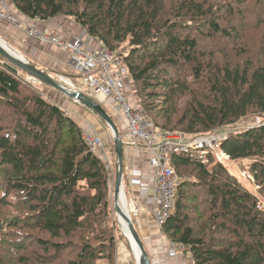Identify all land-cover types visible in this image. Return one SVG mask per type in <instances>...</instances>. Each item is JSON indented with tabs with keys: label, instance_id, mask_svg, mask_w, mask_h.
<instances>
[{
	"label": "trees",
	"instance_id": "trees-1",
	"mask_svg": "<svg viewBox=\"0 0 264 264\" xmlns=\"http://www.w3.org/2000/svg\"><path fill=\"white\" fill-rule=\"evenodd\" d=\"M249 1L11 0V6L29 22L74 21L124 57L129 94H138L156 129L193 136L252 115L264 120V39L258 52L248 50L254 38L246 39L252 26H264V0ZM216 40L221 46L208 49ZM5 65L0 55V264H117L111 168L88 148L72 116L25 72ZM219 150L230 161L250 163L264 197V121L226 135ZM207 157V163L199 152L172 157L181 182L162 234L184 246L193 264H264L258 195ZM189 210L198 213L200 227Z\"/></svg>",
	"mask_w": 264,
	"mask_h": 264
},
{
	"label": "built area",
	"instance_id": "built-area-1",
	"mask_svg": "<svg viewBox=\"0 0 264 264\" xmlns=\"http://www.w3.org/2000/svg\"><path fill=\"white\" fill-rule=\"evenodd\" d=\"M10 1L0 0V22L10 24L17 30L25 32L30 40L52 44L66 52L70 57L68 70L73 74L81 75L82 87H78L66 77H60L57 80L94 99L102 107L107 104L115 109L122 116L126 127L125 142L122 138L124 146L126 145L130 150L141 149L146 152L149 159V170L138 174L133 184L140 188L139 198L143 201V208H138L126 197L132 210L129 215L124 212L135 226V219L138 221L140 211L145 209L161 233L172 213L180 186V181L172 166V157L178 154L189 155L199 152L203 162L207 163L208 154L213 156V151L219 149L226 135L212 134L190 138L188 135L156 129L153 121L142 112L140 105L129 94L133 84L124 57L96 44V41L85 31L77 34L63 27L53 26L40 29L36 25H30L27 19L22 18L15 9L9 6ZM82 135L93 153L106 152L103 139L93 127L83 129ZM105 158L108 160L106 155ZM119 217L123 218L118 214L120 222ZM127 226L131 233L128 224ZM140 233H150V229L142 228ZM124 234L128 238L126 232ZM149 237L144 243L151 245L152 237ZM179 250L186 251V248L174 242H169L167 249L159 246L158 251L161 255L166 254V257L150 259L151 264H167V258H177Z\"/></svg>",
	"mask_w": 264,
	"mask_h": 264
},
{
	"label": "rangeland",
	"instance_id": "rangeland-1",
	"mask_svg": "<svg viewBox=\"0 0 264 264\" xmlns=\"http://www.w3.org/2000/svg\"><path fill=\"white\" fill-rule=\"evenodd\" d=\"M178 1H180V0H175V2H178ZM252 2H255V1L251 0V1L247 2L246 4H251ZM166 5L168 7V10H171L170 9V7H171L170 3H167ZM247 10H249V9L244 8L243 11L246 12ZM65 18L66 17H64V19ZM62 20H63V17H62ZM69 22L76 25L75 28H76L77 31L83 30L74 21L69 20ZM260 30L264 31V26H258V28L252 26L251 29L248 31V33L246 35V39L249 40L251 37L254 38V42L249 44V46H248V50L249 51L252 48H254L255 51H257V52L260 50L259 44L262 41V39H264V32L262 33V32H260ZM8 31H9L8 28L5 25L0 23V38L3 39L5 41V43H7L9 49L13 50L15 55H17L19 57H24L28 62L35 63L40 69H42L43 71H46L47 73H50L56 79H59L60 77H66V75H64L62 73V72H64V70L52 67L49 64H46L45 62L41 63V61L38 58H36V57H34L33 55L30 54V52L28 51L27 48H23L25 46L26 47L30 46V47H32L30 49L32 51V50L35 49V47L32 44L31 45H29V43L28 44H23L25 46H23L22 44H20V45L17 44V42L14 41L11 38L10 33ZM222 42L223 41H221V40H216V41L209 42V43H207L208 44L207 48L208 49L209 48H211V49H216L217 48L218 49L221 46ZM41 51L43 53L42 55H51L50 54L51 51H49L47 49H43ZM44 58H45V61H46V57H44ZM2 62L4 64H7L8 60L5 57L2 56ZM22 73H23V75H25L24 72H22ZM73 75H75V76L72 77L73 82L78 87L81 88L82 87L81 81H80L81 80V75H79V74H73ZM188 75H189V73H188ZM27 81L30 84H33L34 87L36 88V90H38V92L40 94H42L45 98L49 99L51 102L57 104L62 109H64L70 116H72V118L75 119V121L79 124L80 127H82L83 124H85L86 120L81 115V110L82 111L86 110L83 105H81L80 103H76V101L73 100L72 98L65 97L62 93H60L56 89H54L52 87H49V86H47L45 84H42V83H40L38 81H35L32 78H30V77L27 78ZM131 97L134 98L136 100V102L140 105L141 101H140V98L138 97V94L137 95L131 94ZM73 106H76V109H74ZM77 107H78L79 110H77ZM103 107H104L105 110H107L111 114L112 118L114 119L116 124L119 126V128L121 130L120 132H122V136H123L122 138L124 139L125 134H123V129L121 128V125H122V120L120 119L121 117L119 115H117L118 113L116 112L115 109L111 108L107 104H104ZM140 107L142 109L141 105H140ZM95 116H96L95 118H96V120H97V122L99 124L97 133L103 139L104 145H105V149L108 148L109 151L112 152L111 147L113 146V143H112L111 140H112V137H113V133H112L111 129L109 128L108 124L106 122H104L102 120V118L99 119V117L96 114H95ZM263 121L264 120H262L261 118H258L257 116L252 115V116L247 117L246 119H241V121L238 123V125H236L234 127H225L224 129H222L220 131L203 133V134L193 135V136L188 135V136L190 138H192V137H201V136L205 137V136L212 135V134L227 135L228 136L229 134H231L234 131H242L245 128L248 129L250 127H254V126H257L259 124H262ZM179 134H183V133H179ZM183 135H186V134H183ZM124 142H125V139H124ZM112 158H113V160H115L116 159V155L112 154ZM213 158L218 160V161L223 162L229 168V170H231L238 177V179H240V181L245 185V187H247L249 190H251L255 195H258V197L260 199V208L264 210V197L260 194L259 189L255 185V182L252 179V176L250 175V163L249 162H240V161L239 162L230 161L229 157H227L219 149H216V150L213 151ZM124 164H125V171L127 172L126 163H124ZM113 167H114V172H115L114 176H116V172H117L116 166H114V164H113ZM114 181H115V177H114ZM180 182H181V180H180ZM114 185L115 184L113 183L112 184L113 193H112V197H111V200H112L111 201L112 202V219L117 222L119 230H120V233L118 235L119 239H118V244H117V255H116L117 264L119 263V260H118L119 259V256H118L119 255V251H118L119 249L118 248H119V244H120L119 242H121L125 246V249H127L129 251L130 257H132L134 259V262L137 264V261H136V258H135L136 255H135V253L133 251L134 248L132 249L131 244L129 243L130 241L125 236V234L123 232V228L121 227L119 219H118V214H117V212L115 210V202H114V188H115V186ZM125 187H126L125 190L127 192V194L125 192V195H126V197H129L131 199L134 196V194H133L134 192H133V189L131 187L129 177L127 175H126V178H125ZM189 193H190V191H189ZM120 206L123 209L122 204H120ZM188 213L193 218V226H195V228L200 227L201 226V223H200L201 221L198 218V213L197 212H193L192 210H189ZM136 222H137V220L135 219V223ZM142 228L143 229L144 228H149L150 229V233H145V234L140 233ZM142 228H139V233H140V236H141L142 240L144 238L143 242L147 239V237L151 236V234H155V235L159 234V236H161L160 230L158 228L157 229H158L159 233H158L157 230L154 232L150 226H146V227L142 226ZM121 234H123L124 237H122ZM146 245H149V244L146 243Z\"/></svg>",
	"mask_w": 264,
	"mask_h": 264
},
{
	"label": "crops",
	"instance_id": "crops-1",
	"mask_svg": "<svg viewBox=\"0 0 264 264\" xmlns=\"http://www.w3.org/2000/svg\"><path fill=\"white\" fill-rule=\"evenodd\" d=\"M9 6L13 9H15L13 6H11V1L9 2ZM16 10V9H15ZM59 19V18H58ZM58 19H52V20H49V21H45V22H41V21H34V22H28V24L30 25H36L37 27H39L40 29H46L48 27H53V26H57V27H63L65 29H67L69 32H72V33H81L83 30L81 31H77L76 28H75V24L73 23H70L69 20H58ZM1 24L5 25L7 28H8V32L10 33V36L11 38L17 42V44H28L29 45H33L35 47L34 50H30L32 47H23V48H27L28 51L30 52L31 55H33L34 57L38 58L41 63H46V64H49L50 66L52 67H55V68H59V69H62V70H67L68 69V62H69V55L58 49L57 47H55L54 45L52 44H44V43H41V42H38V41H35V40H30L27 38L25 32L23 31H20V30H17L15 27H13L12 25L10 24H7V23H4V22H0ZM28 46V45H27ZM43 49H47L50 52L51 55H42V51ZM46 57V61H45V58ZM64 95V94H63ZM65 97H68L66 95H64ZM77 103V102H76ZM67 108V107H66ZM74 109H76V106H73ZM84 108L86 110H81V115L85 118V124H83V126L81 127V129H87L89 127H93L96 131H98V122L96 120V116L95 114L89 110L88 108H86L84 106ZM77 110L78 107H77ZM117 115H119L122 120V125H121V128L123 129V134L125 133L126 131V127H125V124H124V120L122 118V116L118 113ZM105 160L106 162L108 163L109 167L111 168V177L114 179H116V176L115 175V172H114V167H113V158H112V152L109 151L108 148H106V152L105 153H99ZM98 154V155H99ZM105 154L108 158V160L105 158ZM124 161L126 163V169H127V172L125 171L124 172V175H123V187H124V190H125V183H124V177L126 178V175L129 177V180H130V184H131V187L133 189V194L134 196L130 199L129 197L128 200L132 203V201L137 205L138 208H143V201L139 198V192H140V188L139 186H136L133 185L134 184V181H136L137 179V176L138 174L140 173H143V172H146L149 170V164H148V156L146 154V152L144 150H141V149H137V150H130L128 149V147L125 145L124 146ZM113 183L115 184V181H113ZM115 186V185H114ZM126 192V190L124 191ZM127 194V192H126ZM128 196V195H127ZM140 219L135 223V228L137 230V232L139 231V228H142V226L146 227V226H150L152 228V230L155 232L156 230L158 231L157 229V226L153 220V218L151 217V215L145 210V209H142V211H140ZM159 233V231H158ZM161 236H159V234L155 235V234H151V237H152V242L151 245H146V243H144V246L146 247V251H147V254L149 256V258L151 260L153 259H158L159 257H166V254H160V252L158 251V247L159 246H163L165 247L166 249L168 248L169 246V241L164 237V235L162 233H160ZM161 237V238H160ZM150 238V237H147V239ZM144 240V238H143ZM119 263L118 264H136L134 262V259L132 257H130V254H129V251L127 249H125V246L119 242ZM130 243V242H129ZM132 247V245H131ZM133 249V247H132ZM134 251V249H133ZM138 256V255H137ZM132 258V259H131ZM136 258V257H135ZM136 261H137V264L138 263V260L136 258ZM167 264H193V259H192V254L187 252L186 251H181L179 250L178 251V257L175 258V259H171V258H167Z\"/></svg>",
	"mask_w": 264,
	"mask_h": 264
},
{
	"label": "water",
	"instance_id": "water-1",
	"mask_svg": "<svg viewBox=\"0 0 264 264\" xmlns=\"http://www.w3.org/2000/svg\"><path fill=\"white\" fill-rule=\"evenodd\" d=\"M1 39V38H0ZM0 55L8 60L5 65L9 70L19 73V71L25 72L30 78L52 87L59 91L60 93L72 98L77 103L85 106L106 122L111 129L114 136L115 151H116V179L114 188V202L116 212L123 218V220L129 225V229L135 239L136 245L141 253V258L138 261L139 264H151V260L147 254L144 242L137 232L133 222L130 220L128 215L120 206V195L124 193L123 187V174H124V143L120 135L118 126L114 122L113 118L108 114V112L94 99L88 97L87 95L81 94L71 88L69 85L53 78L51 75L47 74L45 71L31 65L24 57L23 60H17L12 58L6 51L0 47Z\"/></svg>",
	"mask_w": 264,
	"mask_h": 264
},
{
	"label": "bare ground",
	"instance_id": "bare-ground-1",
	"mask_svg": "<svg viewBox=\"0 0 264 264\" xmlns=\"http://www.w3.org/2000/svg\"><path fill=\"white\" fill-rule=\"evenodd\" d=\"M0 47L4 51H6L12 58L17 59V60H23L24 59L23 57H19V56L13 54L12 52H10L7 43H5V41L3 39H0ZM120 204H122L123 210L129 215L131 210H132V208H130L129 205H128L125 193H121V195H120ZM120 225L123 228L124 233L126 232V235H128L127 239H129L130 244L134 248V253L136 255L137 260L139 261L140 258H141V253H140V251H139V249H138V247L136 245V242H135V239H134L133 235H131V233L128 230L127 223L123 219L120 218Z\"/></svg>",
	"mask_w": 264,
	"mask_h": 264
}]
</instances>
